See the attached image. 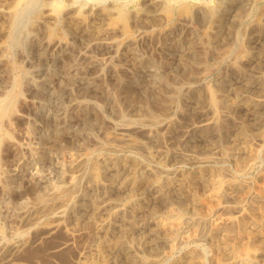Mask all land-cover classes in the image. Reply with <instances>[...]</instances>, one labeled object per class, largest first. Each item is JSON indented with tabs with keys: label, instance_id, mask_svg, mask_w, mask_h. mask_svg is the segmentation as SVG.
<instances>
[{
	"label": "rangeland",
	"instance_id": "374dc122",
	"mask_svg": "<svg viewBox=\"0 0 264 264\" xmlns=\"http://www.w3.org/2000/svg\"><path fill=\"white\" fill-rule=\"evenodd\" d=\"M8 1L10 0H0V7H3L7 13L10 10L9 7L11 4ZM45 1L46 0H25L18 14L15 15L16 19L13 20L9 14L0 13V241H2L0 244L4 245L13 241L17 235H20L19 237L23 236L22 238L24 239L27 236V243L29 244L31 242V245H27L26 248L30 253L25 249L15 255H7L4 256V258L0 256V264H13V262L14 264H67V262L68 264H75V262L79 260L78 257L80 252L85 253V251L94 247L95 241L93 234L95 232V225L104 219L102 216L109 218V220L113 222V219L110 216V210L113 211V209L119 207L122 201L120 196L124 195L122 194L124 191L120 190L117 184L112 183L109 180L108 175L112 173L111 168H108L106 172H104L105 174L103 173L102 178H105V180L100 178V185H94L87 179V166H75L78 169L77 170L75 167H71L70 169L67 165L74 160V157L76 158L79 156L80 152L83 150L82 148H85L86 150L92 149L95 148L98 143L105 142L108 137V135L106 137L105 134H110V131L113 133L121 132V128H123L124 131L126 128L130 129L131 127L138 126L139 122L142 127L148 129V131H142L144 129L143 128L142 130L132 132L136 137L139 135V140L142 139V142L147 147L141 150L136 148H118L120 151L118 149L115 150L116 152L118 151L117 154H119V156L125 159V164L122 166L123 168L120 167L118 171L119 178H127L130 171H132V166L130 165L131 162H136L138 163V167H141L144 170H150L152 173L157 174L160 179L171 177L174 181L175 179L177 180L183 173H187L188 171L190 172L195 169L200 160L201 162L207 161V157H209L208 160H211L210 165H219L223 163L226 168H229V171H233L235 169V160L243 156L242 150L244 148L245 141H243L244 138L236 132V126L242 124V121L245 125H247L249 132L255 136H251L250 138L252 139L249 141L251 146L253 144V147L255 146V148H260V144L262 143L261 137H263L262 135L264 134V131H262L264 130V105L258 106V112L260 115L254 114L250 109L244 107L246 103H244L245 105L241 104V106L239 104L234 108H226V104L230 99H232V97L236 98L243 96V98L247 99L250 97L251 100L253 98V100L257 101L264 100V75L261 76L264 73V48H262L264 46V19H261V15H259L264 8V0H252L248 2L243 8V13L240 15H243L241 18L240 16L238 18L236 16L237 9L242 6L241 0H165L168 5L167 12L170 19H161L157 22H150L151 26H148L146 22L144 23L142 21V23L136 21L133 22V20L129 18L131 14L134 13L133 11H146L148 14L158 13L157 9L149 6L151 0H102L103 2H101V0H95V2L94 0H61L63 2L60 0ZM122 1L124 3H122ZM54 3L57 4L56 11L54 13H50V5ZM108 4L109 6H107ZM181 4L182 6H180ZM215 4H222L223 6L224 28L222 27L221 29L223 34L220 33V38H218L217 43L214 44V49L210 48L211 46H208L207 42H205L206 40H204V35L208 28V11L205 9H210L209 7L211 6L215 7ZM131 5L134 8H132ZM101 7L106 10L121 9V11L125 12V14L129 15L128 29H132L129 30V36H123L122 34H107L102 32L94 34L92 37L87 36L83 30L69 27L66 20V14L74 8L86 12L87 15H92L95 10L97 11ZM185 7L188 9L187 11H184ZM258 8H261V11H258ZM3 9L0 8V11ZM45 9L48 10V12ZM169 9L172 12H169ZM88 10H90V12ZM170 13L172 16L169 15ZM47 17H49L50 20ZM44 19L46 22H44ZM163 20H166V23H163ZM35 22L37 23L35 24ZM59 22H62V24ZM231 24H233L234 28L229 30L227 27L231 26ZM5 25L11 26L6 27ZM57 29L58 31H56ZM128 40L131 41L128 42ZM98 42L99 44H97ZM225 46L229 52L221 58L222 60H218L216 58L217 56L215 57L216 54L214 52L217 51L219 47V50L226 49ZM242 49L245 50L244 55L240 52ZM207 55H209V58H206ZM133 57H135L138 61L141 59L140 66L138 68H135L132 64L131 59ZM234 57L238 59H235ZM240 57L243 58L241 59ZM253 60L255 61L253 62ZM235 63L236 66H234ZM227 65H229V67L231 65L233 68H229ZM242 66H245V68H248L252 72ZM234 68L237 69V72H235L236 70H234ZM246 71L247 73L249 72L248 75L247 73L245 74ZM253 71H257V75L255 72L253 73ZM240 72L243 73V75ZM117 78L121 80L117 81ZM124 83L129 85L133 94H138L137 96L142 97L146 101V104L149 107L148 109L152 110L149 111V113L153 112V116L156 117L158 124L156 123L151 125L150 123H147L148 114L142 112V115L140 110L138 111L136 107L129 105L125 101V98H123ZM115 84L120 87H116ZM102 87L104 88V91ZM116 88L117 91L115 92ZM203 88L207 89H205L206 93H204L205 91ZM240 88L242 89L240 90ZM195 90L198 91V99L194 96ZM210 91H213L215 94L218 93L219 96H225L229 99L228 101L225 100V103H222L224 104V107L221 105L222 108L220 107L219 111L216 110L211 103L210 97H208L210 96ZM105 93L110 95L106 96ZM205 94H207V96H205ZM232 94L234 96H232ZM173 96H177L178 103L173 110L167 111L165 108V101L169 102ZM79 102L80 104H85L87 106L84 114L77 110ZM123 104L126 105L124 106ZM116 108L118 111L120 110V112L115 110ZM220 111H222V115L218 114ZM245 113L246 116L241 115ZM225 115L227 116L225 117ZM143 119L146 124L142 123L143 121L141 120ZM87 120L88 122H86ZM137 120H139V122ZM229 120L231 121L229 122ZM61 121L64 122L62 123ZM9 123L10 125L8 126ZM194 124L199 125L198 129L194 128ZM205 124H209L208 128ZM115 127L119 130H116ZM150 127L154 128L150 130ZM190 127L193 128V130H190ZM258 133L262 135L260 136ZM7 134L8 136H6ZM220 136H223V138H220ZM181 139L184 143L180 141ZM5 140L6 142H4ZM217 142H219V144ZM225 148L227 150L231 148V157L226 158L228 160L225 159L224 162H222L220 158L222 151L226 150ZM86 150L83 151L85 152ZM151 150L154 152H151ZM260 151L259 156L255 159V162L253 161L250 168L245 171V173L239 174L241 179H245L246 176H250V179L246 177L245 180L253 181L257 177V175L254 176V174H258L260 171L259 168H264V149L262 148ZM156 153H159V157ZM240 153L242 155H240ZM151 158L153 161H151ZM160 159L163 161L162 164ZM194 159L198 162L195 163L196 161ZM191 162L194 165H192ZM149 164H151L153 168ZM159 164L163 165V168L161 167L162 169L158 168ZM70 171H74L72 174H77V176L81 174L79 175L81 178L78 186L70 189L69 191V193L73 191L70 193L71 200L63 213V224L65 228L73 234L74 238L73 241H71L70 246L65 249L66 251L64 250L65 252L59 253L56 251L52 253V251L57 249V246L65 240V230L56 231L54 235L52 234L51 237L49 236L48 238L42 234L40 224H35L34 226L29 227L28 225L26 226L25 224H22L20 219L25 208L33 205V199L36 195H50L56 190L65 189V187L68 186V177L72 175L70 174ZM244 175L245 177H243ZM112 188L114 190H112ZM102 189H107L106 197L103 196V194L101 195ZM138 189L135 190V198L140 204V207L134 214L136 228L133 229L134 231L132 230L133 234H131L132 239H135L131 242L132 250H135L133 252H135L136 255H145L149 258H152L153 256V258L160 257L163 258V264H171L173 261L182 258L187 251L193 250L195 254L199 255L203 259V264H212L210 259V243L200 234V230L203 226L199 222H196L197 213L191 207L187 198L179 200V198L173 196L171 199L173 202L171 203L175 206V208L178 207L177 209L183 210L181 211L183 212L182 214L184 219H186L182 228V233L187 235L193 230H200L196 237L190 238L191 240L189 239L187 242L180 244L177 246L175 251L170 254L168 246L166 245L162 235L152 231L151 224H153V220L149 214V211L152 209H155L154 211L160 213L162 209H164L165 204L159 199L156 201L157 196L153 187L140 186ZM198 189L200 190L201 188H197V191L200 192ZM241 191L242 189L238 192ZM93 193H95V195ZM96 194L102 200L97 197ZM90 198L96 202L95 205H99V210L95 208L93 209L94 203L91 202L92 200L90 201ZM98 199H100L99 203ZM116 199L119 200L117 201ZM76 202L79 203L76 204ZM107 202H109V204H107ZM159 202H162V207L159 206ZM105 203L107 204L106 206L104 205ZM178 203L179 205H177ZM90 206L92 207L90 208ZM180 206L181 208H179ZM93 210H97V212L94 213ZM80 212L85 218H82ZM74 213L78 214L79 218L76 219ZM95 214L98 216L96 217ZM105 214L107 216H105ZM75 222L78 223L77 226ZM67 225L71 228H68ZM83 227L85 228L83 229ZM186 227L188 228L186 229ZM75 229L77 230L75 231ZM16 231L17 234L15 233ZM74 234L77 235V237ZM199 236H202V238ZM36 237L38 239H36ZM38 242H41V244ZM29 246L30 248L34 247L28 249ZM138 249L141 251H138ZM23 251H26L27 253ZM147 251L150 253L148 254ZM38 252L40 253L38 254ZM46 252H51L49 253L51 256ZM111 253L112 252H109V250H106L104 253L105 256L107 255L106 258L109 264L112 262V264H128L127 258L124 254H116L113 252L111 255ZM29 254L31 255L29 256ZM53 254L56 257L53 256ZM60 258H63L62 260L65 261L63 262ZM96 258L97 256L94 260L97 261ZM260 259H264V253L260 256ZM117 260L119 261L117 262ZM69 261L72 262L69 263Z\"/></svg>",
	"mask_w": 264,
	"mask_h": 264
},
{
	"label": "bare ground",
	"instance_id": "6f19581e",
	"mask_svg": "<svg viewBox=\"0 0 264 264\" xmlns=\"http://www.w3.org/2000/svg\"><path fill=\"white\" fill-rule=\"evenodd\" d=\"M61 1V0H60ZM76 1V0H75ZM91 1V0H89ZM93 1V0H92ZM106 1V0H105ZM126 1V0H125ZM150 1V0H149ZM226 1V0H225ZM230 1V0H229ZM252 0H241V5L237 11H236V16L237 18L243 13V8L244 6L250 2ZM10 2V10L8 11V13L6 12L5 9L0 11V13H7L9 14V16H11L12 20L16 19L15 15L18 14L19 10L21 9L22 4L25 2V0H10L8 1ZM47 2V0L45 1ZM63 2V1H61ZM79 2V1H78ZM87 2V1H85ZM95 2V0H94ZM97 2V1H96ZM99 2V1H98ZM101 2H103L101 0ZM109 2V1H108ZM112 2V1H111ZM132 2V1H131ZM173 2V1H172ZM220 2V1H218ZM50 3V2H49ZM82 3V2H81ZM114 3V2H112ZM122 3H124L122 1ZM227 3V2H226ZM253 3V2H251ZM264 3V2H263ZM70 4V2H69ZM92 4V3H91ZM149 4V3H148ZM170 4V3H169ZM174 4V2H173ZM218 4V3H216ZM215 7H209L210 9H205L208 11L207 13V22H208V28L205 32V42H207L208 46H211L210 48H214L215 46L214 44L217 43L218 38H220V33L223 34L221 32V29L223 27V6L222 4L220 5H216ZM224 4V3H223ZM81 5V4H80ZM83 5V4H82ZM106 5V4H105ZM111 5V4H110ZM115 5V4H113ZM184 5V3H183ZM263 5V4H260ZM50 13H54L56 11V7L57 4L54 3L52 5H50ZM101 6V5H100ZM109 6V4L107 5ZM116 6V5H115ZM130 6V5H129ZM143 6V5H142ZM141 6V7H142ZM152 8L157 9L158 13L156 14H148L145 12H135L131 14V16L129 18H131L136 22H146V24H148V26L150 25V22H157L158 20L161 19H168V5L165 2V0L163 1H157V0H151L150 5ZM172 6V5H171ZM182 6V4L180 5ZM249 6V4H248ZM252 6V5H250ZM5 7V6H4ZM49 7V6H48ZM73 7V6H72ZM92 7V6H91ZM112 7V6H110ZM124 7V6H123ZM128 7V6H127ZM126 7V8H127ZM132 7V5H131ZM189 7V6H188ZM191 7V6H190ZM263 7V6H262ZM83 8V7H82ZM87 8V7H86ZM115 8V7H113ZM134 8V7H132ZM140 8V7H139ZM138 8V9H139ZM247 8V7H246ZM128 9V8H127ZM146 9V8H145ZM171 9V8H170ZM169 9V12H172ZM191 9V8H190ZM46 10V9H45ZM132 10V9H131ZM156 10V11H157ZM187 7L184 8V11H187ZM261 11V8H258V11ZM48 12V10H46ZM70 11V10H69ZM86 11V10H84ZM90 12V10H88ZM45 12V11H44ZM68 12V10H67ZM130 12V11H129ZM191 12V11H190ZM66 13V12H65ZM128 13V11H127ZM38 14V13H36ZM45 14V13H44ZM49 14V13H48ZM245 14V13H244ZM170 16L171 13L169 14ZM190 15V14H189ZM261 19H264V8L261 11ZM128 16L127 14H125V12L121 11V9H114V10H106L104 8H100L99 10H95V12H93L92 15H87L86 12L80 11L77 8L71 10L70 12H68L66 14V20L67 23L69 25V27L73 28V29H80L83 30L84 33L87 36H92L94 34H98V33H109V34H122L123 36H129V30L128 29ZM243 16V15H242ZM240 16V18L242 17ZM178 17V16H177ZM181 17V16H180ZM42 18V17H41ZM49 19V17H47ZM54 18V17H53ZM57 18V17H56ZM174 18V16H173ZM257 18V17H256ZM37 19V17H36ZM52 19V17H51ZM170 19V18H169ZM179 19V18H178ZM5 21H7L6 19H4ZM11 20V21H12ZM40 20V19H38ZM42 20V19H41ZM45 20V19H44ZM43 20V21H44ZM50 20V19H49ZM65 20V21H66ZM9 21V22H11ZM35 21V20H34ZM48 21V20H47ZM166 21V20H165ZM163 20V23L165 22ZM172 21V20H171ZM174 21V20H173ZM228 21V20H226ZM256 21V20H255ZM254 21V23H255ZM260 21V20H259ZM263 21V20H262ZM38 22V21H37ZM35 22V24L37 23ZM46 22V20L44 21ZM132 22V23H133ZM141 22V23H142ZM149 22V23H147ZM257 22V21H256ZM13 23V22H12ZM43 23V22H42ZM62 24V22H59ZM130 23V22H129ZM166 23V22H165ZM171 23V22H170ZM253 23V24H254ZM258 23V22H257ZM7 24V23H6ZM39 24V23H38ZM226 24V23H225ZM240 24V23H239ZM262 24V23H261ZM259 24V25H261ZM264 24V22H263ZM65 25V24H63ZM142 25V24H141ZM167 25V24H166ZM258 25V24H256ZM255 25V26H256ZM6 26V25H5ZM11 26V25H10ZM10 26H6V27H10ZM66 26V25H65ZM151 26V25H150ZM239 26V25H238ZM48 27V25H47ZM46 27V28H47ZM58 27V26H57ZM55 27V28H57ZM227 27V26H226ZM225 27V28H226ZM237 27V26H236ZM241 27H245V26H241ZM262 27V26H261ZM224 28V27H223ZM229 30L233 29L234 26L233 24H231V26L227 27ZM238 28V27H237ZM257 28V26H256ZM259 28V27H258ZM263 28V27H262ZM51 29V28H49ZM54 29V28H53ZM64 29V28H63ZM68 29V28H67ZM72 29V30H73ZM244 29V28H243ZM242 29V30H243ZM264 29V28H263ZM132 30V29H131ZM240 30V29H238ZM50 31V30H49ZM48 31V33H49ZM55 31V30H54ZM58 31V29L56 30ZM244 31V30H243ZM62 32V31H61ZM74 32V31H73ZM242 32V31H241ZM239 32V33H241ZM246 32V31H245ZM263 32V31H262ZM5 33V32H4ZM58 33V32H57ZM60 33V32H59ZM79 33V32H78ZM78 33H74V34H78ZM238 33V32H237ZM2 34V33H1ZM83 34V33H82ZM49 35V34H48ZM61 35V34H60ZM59 35V36H60ZM100 35V34H99ZM45 36V35H44ZM55 36V35H53ZM51 36V37H53ZM83 36V35H82ZM98 36V35H97ZM103 36V34H102ZM116 36V35H115ZM119 36V35H117ZM253 36V35H252ZM50 37V36H49ZM84 37V36H83ZM160 37V36H159ZM4 38V37H3ZM65 38V37H64ZM89 38V37H88ZM105 38V37H104ZM125 38V37H124ZM131 38V37H130ZM135 38V37H134ZM161 38V37H160ZM261 38V37H260ZM6 39V37H5ZM92 39V38H91ZM90 39V40H91ZM96 39V37H95ZM99 39V38H98ZM106 39H111V38H106ZM85 40V39H84ZM102 40V39H101ZM117 40V39H116ZM125 40V39H123ZM135 40V39H134ZM230 40V38H229ZM228 40V41H229ZM4 41V40H3ZM2 41V42H3ZM64 41V39H63ZM119 41V40H117ZM127 41V40H126ZM125 41V42H126ZM131 40H128V42ZM39 42V40H38ZM56 42V41H55ZM65 42V41H64ZM104 42V41H103ZM114 42V41H113ZM116 42V41H115ZM54 43V41H53ZM95 43V42H94ZM102 43V42H101ZM42 44V43H41ZM44 44V43H43ZM48 44V43H47ZM51 44V43H50ZM59 44V43H58ZM96 44V43H95ZM99 44V42L97 43ZM221 44V43H220ZM219 44V45H220ZM225 44V43H224ZM229 44V43H228ZM46 45V44H45ZM55 45V44H54ZM112 45V43H111ZM1 46V44H0ZM65 46V45H64ZM114 46V45H113ZM134 46V45H133ZM214 46V47H213ZM224 46V45H223ZM228 46V45H227ZM230 46V44H229ZM263 46V45H262ZM44 47V46H43ZM206 47V46H205ZM226 47V46H225ZM5 48V47H4ZM65 48V47H63ZM126 48V47H125ZM124 48V50H125ZM208 48V47H207ZM217 48V46H216ZM220 48V47H219ZM215 51L214 53L216 54L215 57L220 60L221 58H223L229 51H227V47L226 49H221V50ZM224 48V47H222ZM230 48V47H229ZM241 48V46H240ZM239 48V49H240ZM244 48V47H243ZM264 48V46L262 47ZM4 50V49H3ZM127 50V49H126ZM209 50V49H208ZM212 50V49H211ZM249 51V50H248ZM125 52V51H124ZM241 54L244 55L245 54V50L242 49ZM211 53V51H210ZM239 53V52H238ZM209 54V52H208ZM213 54V52H212ZM39 55V54H38ZM135 55V54H134ZM211 55V54H210ZM249 55V53H248ZM252 55V53H251ZM129 56V55H128ZM127 56V57H128ZM209 55H207L206 58ZM237 56V55H236ZM253 56V55H252ZM247 57V56H246ZM212 58V57H211ZM235 58V57H234ZM241 58V57H240ZM243 58V57H242ZM241 58V59H242ZM254 58V56H253ZM217 59H216V64H217ZM238 59V58H235ZM132 64L135 68H138L140 66V60H136L135 57H133L132 59ZM143 60V59H142ZM215 60V59H213ZM222 60V59H221ZM247 60V58H246ZM129 61V60H128ZM204 61V60H203ZM235 61V60H234ZM240 61V60H239ZM244 61V60H243ZM255 60H253L254 62ZM149 62V61H147ZM209 62V61H208ZM233 62V60H232ZM236 62V61H235ZM247 62V61H246ZM252 62V63H253ZM213 63V62H210ZM221 63V61H220ZM230 63V62H229ZM251 63V64H252ZM202 65V64H201ZM204 65V64H203ZM233 65V64H232ZM241 65V64H240ZM229 67V65H227ZM236 66V63L235 65ZM13 67V66H12ZM11 67V68H12ZM230 67L233 68V66L230 65ZM229 67V68H230ZM243 68H245V66H242ZM262 67V66H261ZM239 68V67H237ZM256 68V67H255ZM240 69V68H239ZM238 69V70H239ZM247 70H249L248 68H245ZM252 69V68H251ZM13 70V68H12ZM190 70V69H189ZM234 70H236L235 72H237V69L234 68ZM233 71V69H232ZM243 71V69H242ZM241 71V72H242ZM251 71V70H249ZM240 72V73H241ZM252 72V71H251ZM255 71H253L254 73ZM257 72V71H256ZM255 72V74H256ZM247 73V71L245 72V74ZM249 73V72H248ZM247 73V75H248ZM243 75V73H241ZM259 74V73H258ZM257 75V74H256ZM261 75V74H260ZM264 73L261 75L263 76ZM229 77V76H228ZM232 77V76H231ZM251 77V75H250ZM113 78V77H112ZM227 78V76H226ZM233 78V77H232ZM70 79V78H69ZM264 79V78H263ZM73 80V79H71ZM116 80V79H115ZM121 79L117 78V81H120ZM223 80V79H222ZM226 80V79H225ZM122 82V81H121ZM69 83V82H68ZM116 83V82H115ZM120 84V83H119ZM112 85V84H111ZM205 85V84H204ZM242 85V84H241ZM249 85V84H248ZM89 86V85H88ZM97 86V85H96ZM110 86V85H109ZM115 86H119L116 85ZM121 86V84H120ZM119 86V87H120ZM206 86V85H205ZM245 86V85H243ZM260 86V85H259ZM92 87V86H91ZM90 87V90H91ZM113 87V86H112ZM111 87V88H112ZM203 87V86H202ZM219 87V86H218ZM248 87V86H247ZM103 88V87H102ZM191 88V87H190ZM238 88V87H237ZM120 89V88H119ZM204 89V88H203ZM206 89V88H205ZM204 89V91H205ZM215 89V88H214ZM219 89V88H217ZM242 88H240L241 90ZM244 89V88H243ZM202 90V89H201ZM207 90V89H206ZM213 90V89H212ZM216 90V89H215ZM214 90V91H215ZM222 90V89H221ZM88 91V90H87ZM104 91V88H103ZM108 91V90H107ZM117 91V88L115 90V92ZM189 91V90H188ZM187 91V92H188ZM233 91V90H232ZM245 91V90H244ZM92 92V90H91ZM224 92V91H223ZM226 92V91H225ZM236 92V91H235ZM238 92V91H237ZM122 93V92H121ZM206 93V91L204 92ZM98 94V93H97ZM100 94V93H99ZM106 96L108 95L107 93H105ZM118 94V93H116ZM183 94V93H182ZM188 94V93H187ZM186 94V95H187ZM217 94V95H216ZM214 93L213 91H210V99H211V103L213 104V106L216 108V110L219 111V108L221 107V105L223 102L225 103V100H229L227 97H223V96H219L218 93ZM231 94V93H230ZM110 95V94H109ZM108 95V96H109ZM123 95L125 98V101L129 104L132 105L134 107H136L138 109V111H141V114L143 115L142 112H144L145 114H148V119H147V123H150L151 125H154L157 123V119L155 116H153V112L149 113V110L146 101L140 97L137 96L135 94H133L129 88V85L127 83L123 84ZM179 95V94H178ZM181 95V94H180ZM209 95V94H208ZM224 95V94H223ZM239 95V94H238ZM245 95V93H244ZM114 96V95H113ZM194 96L198 99L199 98V94L198 91L195 90ZM205 96H207V94H205ZM219 96V97H217ZM232 96H234L232 94ZM237 96V95H236ZM105 97V96H104ZM107 98V97H105ZM167 98V97H166ZM182 98V97H181ZM12 99V98H11ZM160 99V98H159ZM158 99V100H159ZM254 99V98H253ZM251 100L250 97L249 99L247 98H243V96L241 97H232V99H230L228 101V103L226 104V108H234L235 106L239 105L241 106V104L246 103V105L244 107L248 108L251 110L252 113L254 114H259L258 112V106L260 105H264V100L262 101H257V100ZM102 100V99H101ZM162 100V99H160ZM159 100V101H160ZM165 100V99H164ZM167 100V99H166ZM13 101V100H12ZM115 101V98H114ZM118 101V100H117ZM163 101V100H162ZM178 98L177 96H173L169 102L165 101V108L167 111L173 110L176 105ZM207 101V100H206ZM120 102V101H119ZM209 102V101H207ZM10 103V102H9ZM8 103V104H9ZM160 103V102H159ZM181 103V102H180ZM200 103V102H199ZM2 104V103H1ZM193 104V103H192ZM197 104V103H196ZM12 105V103H11ZM124 105V104H123ZM122 105V106H123ZM126 105V104H125ZM124 105V106H125ZM194 105V104H193ZM10 106V105H9ZM14 106V105H13ZM116 106V103H115ZM123 106V107H124ZM128 106V105H127ZM126 106V107H127ZM163 106V105H162ZM181 106V105H180ZM210 106V105H209ZM212 106V107H213ZM75 107V106H74ZM118 107V106H117ZM264 107V106H263ZM119 108V107H118ZM164 108V110H165ZM210 108V107H209ZM222 108V107H221ZM225 108V109H226ZM245 108V109H246ZM3 109V108H2ZM87 106L85 104H80L77 105V110L80 113H83L86 111ZM151 109V108H150ZM177 109V108H176ZM5 110V109H4ZM117 110V108L115 109ZM114 110V111H115ZM125 110V109H123ZM211 110V108H210ZM118 111V110H117ZM224 111V110H223ZM120 112V110L118 111ZM222 111L218 112V114H221ZM226 112V111H225ZM232 112V111H230ZM243 112V111H242ZM247 112V111H246ZM67 113V112H66ZM116 113V112H115ZM212 113V112H211ZM241 113V112H240ZM263 113V112H262ZM5 114V113H4ZM3 114V115H4ZM13 114V113H12ZM65 114V113H64ZM79 114V113H78ZM118 114V113H116ZM120 114V113H119ZM152 114V115H151ZM250 114V113H248ZM11 115V114H10ZM216 115V114H215ZM219 115V116H220ZM228 115V114H227ZM225 115V117L227 116ZM241 115H245V114H241ZM260 115V114H259ZM5 116V115H4ZM68 116V115H67ZM119 116V115H118ZM147 116V115H145ZM229 116V115H228ZM258 116V115H257ZM63 117V116H62ZM221 117V116H220ZM224 117V119H225ZM231 117V116H230ZM235 117V114H234ZM249 117V116H248ZM252 117V116H250ZM143 118V117H141ZM210 118V117H209ZM223 118V116H222ZM221 118V119H222ZM240 118V117H239ZM11 119V118H10ZM63 119V118H62ZM61 119V120H62ZM206 119V117H205ZM204 119V120H205ZM220 119V121H221ZM227 119V118H226ZM229 119V117H228ZM233 119V118H232ZM250 119V118H249ZM253 119V118H252ZM264 119V118H263ZM68 120V119H67ZM81 120V119H80ZM85 120V119H84ZM243 120V119H242ZM247 120V119H246ZM7 121V120H6ZM139 122V120H137ZM143 121L142 123H144V119L141 120ZM146 121V120H145ZM210 121V120H209ZM216 121V120H215ZM214 121V122H215ZM225 121V120H224ZM227 121V120H226ZM231 120H229L230 122ZM57 122V121H56ZM62 122V121H61ZM64 122V121H63ZM62 122V123H63ZM88 122V120L86 121ZM212 122V123H214ZM234 122V121H233ZM160 123V122H159ZM207 123V122H206ZM211 123V124H212ZM223 123V122H222ZM103 124V123H102ZM146 124V123H144ZM158 124V123H157ZM193 124V123H192ZM217 124V123H216ZM233 124V123H232ZM10 125V123L8 124V126ZM90 125V124H89ZM135 125V124H134ZM195 125V124H194ZM209 125V124H208ZM208 125L205 124V126ZM214 125V124H213ZM220 125V123H219ZM198 124L194 126L195 129H198ZM201 126V125H200ZM204 126V125H203ZM217 126V125H216ZM215 126V127H216ZM12 127V125H11ZM88 127V126H87ZM126 127V126H125ZM192 127V126H191ZM190 127V130L193 128ZM202 127V126H201ZM220 127V126H219ZM225 127L227 128V126L225 125ZM116 128V127H115ZM120 128V127H119ZM130 128V127H129ZM144 127H142L140 125V122L138 123V126L135 127H131L130 129L126 128L123 131L120 129L121 132H115L113 133L112 131L108 132L110 134H105L107 139L105 142H101L98 143L97 146L95 148L92 149H85L82 148L83 150H86L85 152L82 150L81 153L79 154V156H77L76 158L74 157V160H72L69 163V168L71 169V167H75L78 165H85L88 167V171L86 172V176L87 179L89 180V182H91L94 185L99 184V180L100 178H102V175L104 172H106V170L108 168H111L112 173L109 176V180L112 183L117 184L118 188L120 190H123L124 195L120 196L121 198V203L119 205L118 208L110 210V216L113 219L111 222L109 220V218H105L102 216V218H104L103 220H101L100 222H98L94 229L95 232L93 234V238H94V247L91 248L88 251L84 252H80L79 254V260L75 262V264H109L108 260L105 256V251L109 250V252L111 251L112 253H120V254H124L127 258V262L128 264H163V258L157 257V258H149L147 256H140V255H136L135 250H132V246H131V242L132 240H135L134 238L132 239V230L134 228H136V222L134 219V214L137 211V209L140 207V204L138 203L137 199L135 198V190L138 189L140 186H151L154 188L155 192H156V201L157 199H159L160 201H162L165 205H164V209H162V211L160 213H157V211H154L155 209H152L151 211H149V214L152 217L153 220V224L152 225V231L154 233L157 234H161L162 237L165 240L166 245L168 246V251L170 254H172V252L175 251V249L177 248V246H179L180 244H183L185 242H187L190 238H194L197 236L199 230H193L191 233L189 234H183L182 233V228L183 225L185 224V220L183 217V210L182 209H177L175 208V206L172 205V197L175 196L176 198H179V200H184L187 198V200L189 201V203L191 204V207L196 211L197 213V217H196V222H199L203 228L200 230V234L202 236H204L206 238V240L209 241L210 243V248H211V262L212 264H264V259H260V256L264 253V168L260 169L259 168V172L258 174H254L257 175V177L255 178V180L253 181H249V180H245L246 177L245 175L243 177H245V179H241L239 174L240 173H245V171H247L250 166L253 164V161L255 162V159L259 156L260 154V150L263 148L264 149V134L262 135V143L260 144V148H255V146L253 147L250 145V142L252 139L251 136L252 135L248 128L247 125H245L242 121V124L237 125L236 126V132L241 135L245 141L244 144V148H243V156H241L240 158H238L237 160H235V169L233 171H229V168L225 167L223 163L219 164V165H210V161L208 160L209 157H207V161H203L199 162V164H197V167L195 169H193L192 171H188L187 173H183L177 180L172 179L171 177H166L164 179H160L159 176L157 174L152 173L150 170H144L141 167H138L136 162H131V166H132V171H130L129 176L127 178H119L118 175V171L119 168L122 167L125 164V159H123L121 156H119L118 151L116 152L115 150H117L118 148H136V149H143L145 147H147L141 140H139V135L136 137L134 136L135 134L132 133L136 130H142ZM154 128V127H153ZM150 127V130L153 129ZM156 128V127H155ZM158 128V127H157ZM217 128V127H216ZM222 128V127H221ZM219 128V129H221ZM116 130H119L118 128H116ZM148 131V129L144 128L142 131ZM189 130V129H188ZM200 130V129H199ZM10 131V130H9ZM107 131V130H106ZM195 131V130H194ZM253 131V130H252ZM264 131V130H262ZM8 132V131H7ZM183 132V131H182ZM190 132V131H189ZM188 132V133H189ZM222 132V131H219ZM261 132V131H260ZM107 133V132H106ZM151 133V132H150ZM184 133V132H183ZM255 133V132H254ZM264 133V132H263ZM2 134V133H1ZM134 134V135H133ZM190 134V133H189ZM188 134V135H189ZM204 134V133H203ZM218 134V133H216ZM259 134V133H258ZM160 135V134H159ZM205 135V134H204ZM221 135V134H220ZM224 135V134H223ZM260 135V134H259ZM260 135V136H261ZM8 136V134L6 135ZM185 136V135H184ZM257 136V134H256ZM11 137V134H10ZM187 137V136H186ZM255 137V136H254ZM258 137V136H257ZM220 138H223V136H220ZM253 138V137H252ZM7 139V138H6ZM184 140V139H183ZM222 140V139H221ZM181 142L182 139L180 140ZM6 142V140L4 141ZM12 142V141H11ZM87 143V142H86ZM85 143V144H86ZM184 143V142H183ZM219 144V142H217ZM221 143V142H220ZM252 143V142H251ZM84 144V143H83ZM88 144V143H87ZM86 144V146H87ZM96 144V143H95ZM3 145V144H2ZM6 145V144H5ZM181 145V144H180ZM12 146V145H11ZM160 146V145H159ZM175 146V145H174ZM217 146V144H216ZM88 147V146H87ZM9 148V147H8ZM90 148V147H89ZM166 148V147H165ZM171 148V147H169ZM220 148V147H219ZM224 148V145H223ZM233 148V147H232ZM15 149V148H13ZM150 149V148H149ZM226 149V148H225ZM47 150V149H46ZM65 150V149H62ZM120 151V149H118ZM161 150V149H159ZM170 150V149H169ZM173 150V149H172ZM176 150V148H175ZM148 151V150H147ZM153 150H151L152 152ZM158 151V150H156ZM216 151V150H215ZM149 152V151H148ZM154 152V151H153ZM159 152V151H158ZM162 152V151H161ZM171 152V151H169ZM176 152V151H174ZM213 152V151H211ZM221 152V151H220ZM242 153V152H241ZM240 153V155H242ZM263 153V151H262ZM261 153V154H262ZM77 154V155H78ZM149 154V153H148ZM154 154V153H153ZM157 156L159 157V153ZM165 154V153H163ZM172 154V153H171ZM214 154V153H213ZM231 154V148L230 149H226L225 151H222L221 154V160L222 162H224V160L230 156ZM264 155V154H263ZM125 156V155H124ZM149 156V155H147ZM164 156V155H163ZM220 156V155H219ZM162 157V156H161ZM150 158V157H149ZM163 158V157H162ZM161 158V159H162ZM206 158V157H205ZM233 158V157H232ZM160 159V161H161ZM164 159V158H163ZM218 159V158H217ZM235 159V158H234ZM196 161V159H194ZM228 160V159H226ZM149 161V160H148ZM151 161L152 158H151ZM167 161V160H166ZM193 161V160H192ZM219 161V159H218ZM158 162V161H157ZM165 162V160H164ZM198 161H196L195 163H197ZM208 162V163H207ZM61 163V162H60ZM145 163V161H144ZM163 163V161H161V164ZM159 164L158 168L162 169L163 165ZM192 165H194L191 162ZM148 165V164H147ZM151 166V164H149ZM232 165V166H234ZM84 166V167H85ZM152 167V166H151ZM162 167V168H161ZM192 167V166H191ZM253 167V166H252ZM68 168V169H69ZM76 168V167H75ZM123 168V167H122ZM153 168V167H152ZM165 168V167H164ZM69 169V170H70ZM77 169V168H76ZM75 169V171H76ZM81 169V168H80ZM157 169V168H156ZM179 169V168H178ZM68 170V172H69ZM73 170V169H72ZM78 170V169H77ZM168 170V169H167ZM171 170V169H170ZM174 170V169H173ZM189 170V169H188ZM257 170V169H256ZM84 171V170H83ZM82 171V172H83ZM128 171V169H127ZM253 171V170H252ZM72 174V172L74 171H70ZM126 172V171H125ZM129 172V171H128ZM157 172V171H156ZM158 172H162V171H158ZM257 173V172H256ZM69 174V175H70ZM105 174V173H104ZM170 174V173H169ZM174 174V173H173ZM4 175V174H3ZM68 175V174H67ZM66 175V176H67ZM81 175V174H79ZM77 176L72 174L68 177V186L65 187V189H61V190H56L54 192H52L50 195H34V203L33 205H30V207H26L22 217H21V223L25 224L26 226L28 225L29 227L34 226L35 224H40L41 229H42V234L45 237L49 236L51 237V235L56 232V231H61V230H65L66 235L64 237L65 240L63 242H61L58 246L57 249L53 250V252H65L70 244L71 241H73V234L68 231L64 224H63V213L66 209V207L68 206V203L70 202V193L73 192L70 191V189L75 188L78 186L79 180H80V176ZM123 176V174H122ZM4 177V176H3ZM83 177V176H82ZM6 178V177H5ZM247 178L250 179V176H248ZM103 180H105V178H102ZM121 179V180H119ZM107 180V179H106ZM4 181V180H3ZM4 183V182H3ZM103 184V183H102ZM1 185V184H0ZM88 185V184H87ZM86 185V187H87ZM100 185V184H99ZM3 186V185H2ZM55 186V185H54ZM108 186V185H107ZM5 187V186H4ZM56 187V186H55ZM61 187V186H59ZM100 187V186H99ZM200 187L201 189L199 190L200 192L197 191V188ZM2 188V187H1ZM57 188V187H56ZM91 188V187H90ZM102 188V187H101ZM100 188V189H101ZM53 189V188H52ZM83 189V188H82ZM89 189V188H88ZM242 189L241 192H238ZM95 190V189H94ZM112 190H114L112 188ZM140 190V189H138ZM147 190V189H146ZM78 191V190H76ZM93 191V190H92ZM98 191V190H97ZM106 191L107 189H102V193L103 196L106 197ZM108 191H109V187H108ZM122 191V192H123ZM75 192V191H74ZM99 192V191H98ZM138 192V191H137ZM47 193V192H46ZM83 193V192H82ZM87 193V191H86ZM90 193V192H89ZM116 193V192H115ZM118 193V192H117ZM95 195V193H93ZM139 194V193H138ZM143 194V193H142ZM119 195V194H118ZM86 196V195H85ZM97 197H99L96 194ZM109 196V195H108ZM114 196V194H113ZM155 196V195H154ZM75 197V196H74ZM87 197V196H86ZM93 197V196H92ZM103 197V198H105ZM100 198V197H99ZM114 198H118V197H114ZM96 199V198H95ZM101 199V198H100ZM98 199V203L100 202ZM109 199V198H108ZM111 199V198H110ZM85 200V199H84ZM92 200V198H90V201ZM102 200V199H101ZM106 200V199H105ZM113 200V199H112ZM117 200V199H116ZM119 200V199H118ZM117 200V201H118ZM178 200V199H177ZM141 201V200H140ZM152 201V200H151ZM94 203L93 205V209H98L99 205H95L96 202H94L93 200L91 201ZM106 202V201H105ZM115 202V201H114ZM161 202V203H162ZM172 202V203H171ZM178 202V201H176ZM181 202V201H180ZM179 202V203H180ZM79 202H76V204ZM85 203V202H84ZM102 203V202H101ZM154 203V202H153ZM160 203V202H159ZM161 203L159 206H161ZM179 203L177 205H179ZM31 204V203H30ZM75 204V206H76ZM90 204V203H89ZM107 204H109V202H107ZM106 203L104 204L105 206L107 205ZM115 204V203H113ZM117 204V202H116ZM152 204V202H151ZM150 204V205H151ZM176 204V203H174ZM27 205V204H26ZM111 205V204H110ZM116 205V206H118ZM148 205V204H146ZM189 205V204H188ZM103 206V205H100ZM109 206V205H108ZM152 206V205H151ZM185 206V204H184ZM73 207V206H71ZM78 207V206H77ZM80 207V206H79ZM89 207V206H88ZM87 207V208H88ZM92 206H90L91 208ZM115 207V206H114ZM113 207V208H114ZM147 207V206H146ZM149 207V206H148ZM154 207V206H153ZM162 207V206H161ZM22 208V207H21ZM89 208V209H90ZM104 208V207H103ZM111 208V207H110ZM156 208V207H155ZM159 208V207H158ZM157 208V209H158ZM181 208V206L179 207ZM102 209V208H101ZM108 209V208H107ZM85 210V209H84ZM99 210V209H98ZM105 210V209H104ZM103 210V211H104ZM109 210V209H108ZM159 210V209H158ZM182 210V211H181ZM76 211V210H75ZM112 211V212H111ZM147 211V209H146ZM145 211V212H146ZM22 212V211H21ZM20 212V213H21ZM71 212V210H70ZM78 212V211H77ZM86 212V211H85ZM92 212V211H91ZM93 212H97L93 210ZM140 212H144V211H140ZM148 212V211H147ZM186 212V210H185ZM190 212V210H189ZM16 213V212H15ZM68 213V212H67ZM72 213V212H71ZM81 213V212H80ZM93 213V214H94ZM102 213V212H101ZM139 213V212H137ZM136 213V215H137ZM195 213V212H194ZM87 214V213H86ZM91 214V213H90ZM92 214V215H93ZM104 214V213H102ZM188 214V213H187ZM191 214V213H190ZM76 219L79 218L78 214L74 213ZM72 215V216H74ZM82 215V213H81ZM80 215V217H81ZM91 215V217H92ZM96 217L98 216L97 214H95ZM135 215V216H136ZM148 215V214H147ZM195 215V214H194ZM21 216V215H20ZM90 216V215H89ZM105 216H107L105 214ZM138 217V216H136ZM135 217V218H136ZM146 217V216H144ZM82 218L83 217L82 215ZM94 218V216H93ZM100 218V217H98ZM100 218V219H102ZM19 219V218H18ZM17 220V219H16ZM90 220V219H89ZM137 220V219H136ZM151 220V221H152ZM194 220V219H193ZM13 221V220H12ZM147 221V220H146ZM150 221V222H151ZM189 221V220H188ZM70 222V221H69ZM89 222V221H88ZM117 222V223H116ZM193 222V221H191ZM19 223V222H18ZM76 226H77V222ZM74 223V225H75ZM113 223V224H112ZM152 223V222H151ZM194 223V222H193ZM66 224V223H65ZM84 224V223H83ZM150 224V223H149ZM190 224V222H189ZM21 225V224H20ZM82 225V224H81ZM148 225V224H147ZM196 225V224H195ZM194 225V227H195ZM22 226V225H21ZM24 226V225H23ZM68 226V225H67ZM71 226V225H70ZM83 226V225H82ZM85 226V225H84ZM189 226V225H188ZM198 226V225H197ZM1 227V226H0ZM20 227V226H19ZM25 227V226H24ZM80 227V226H78ZM91 227V226H89ZM88 227V228H89ZM68 228H71L68 226ZM73 228V227H72ZM77 228V227H75ZM85 227H83L84 229ZM138 228V227H137ZM188 227H186L187 229ZM197 228V227H196ZM201 228V227H200ZM15 229V228H14ZM17 229V228H16ZM93 229V228H92ZM93 229V231H94ZM74 230V229H72ZM77 229H75L76 231ZM134 231V230H133ZM149 231V230H148ZM150 232V231H149ZM17 234V231L15 232ZM39 233V230H38ZM93 233V232H92ZM77 234V233H76ZM86 234V233H85ZM59 235V234H57ZM75 235V234H74ZM89 235V233H88ZM142 235V234H141ZM154 235V234H153ZM152 235V236H153ZM16 236V235H15ZM20 236V235H19ZM18 235L16 236V238L11 241L8 242L4 245L0 244V256L4 258V256L7 255H15L17 253L22 252V250H25L27 248V245H29L27 242V236L26 238H22L19 237ZM77 237V235H75ZM87 236V234H86ZM140 236V235H139ZM149 236V237H152ZM202 236H199L202 238ZM61 237V235H60ZM63 237V238H64ZM91 237V236H90ZM159 237V236H158ZM53 238V237H52ZM59 238V237H58ZM88 238V237H87ZM157 238V237H156ZM204 238V239H205ZM36 239H38L36 237ZM56 239V238H55ZM85 239V237H84ZM90 239V238H89ZM149 239V238H148ZM147 239V240H148ZM152 239V238H151ZM198 239V238H197ZM200 239V238H199ZM30 240V239H29ZM34 240V239H33ZM43 240V239H42ZM47 240V239H46ZM143 240V239H142ZM191 240V239H190ZM202 240V239H201ZM41 241V240H40ZM55 241V240H54ZM2 242V241H0ZM35 242V240H34ZM43 242V241H42ZM48 242V241H47ZM85 242V241H84ZM93 242V241H92ZM136 242V241H135ZM134 242V243H135ZM156 242V241H155ZM192 242V241H191ZM39 243V242H38ZM87 243V242H86ZM41 244V242L39 243ZM38 244V245H39ZM158 244V243H157ZM187 244V243H186ZM31 245V244H30ZM47 245V244H45ZM75 245V244H74ZM88 245V243H87ZM86 245V247H87ZM162 245V244H161ZM76 246V245H75ZM135 246V245H134ZM156 246V245H155ZM34 247V246H33ZM31 247V248H33ZM45 247V246H43ZM42 247V248H43ZM48 247V246H47ZM53 247V246H52ZM78 247V246H77ZM85 247V248H86ZM149 247V246H148ZM30 246L28 249H31ZM73 248V247H72ZM71 248V249H72ZM82 248V247H81ZM88 248V247H87ZM90 248V247H89ZM135 248V247H134ZM153 248V247H152ZM151 248V250H152ZM155 248V247H154ZM162 248V247H161ZM37 249V248H36ZM41 249V248H40ZM47 249V248H46ZM51 249V248H49ZM83 249V248H82ZM137 249V248H135ZM167 249V248H166ZM27 250V249H26ZM38 250V249H37ZM43 250V249H41ZM45 250V249H44ZM65 250V251H64ZM69 250V249H68ZM74 250V249H73ZM148 250V249H147ZM164 250V249H163ZM28 251V250H27ZM70 251V250H69ZM77 251V250H76ZM138 251H141L138 249ZM137 251V252H138ZM157 251V249H156ZM26 252V251H23ZM29 252V251H28ZM42 252V251H40ZM38 252V254L40 253ZM45 252V251H44ZM78 252V251H77ZM148 252V251H147ZM27 253V252H26ZM30 253V252H29ZM34 253V252H33ZM48 253V252H46ZM51 253V252H49ZM48 253V254H49ZM111 253V255H112ZM139 253V252H138ZM150 252H148L149 254ZM168 253V252H167ZM42 254V253H41ZM76 254V253H73ZM78 254V253H77ZM152 254V253H151ZM154 254V253H153ZM164 254V253H163ZM200 254V253H199ZM210 254V253H209ZM25 255V253H24ZM23 255V257H24ZM27 255V254H26ZM31 254H29L30 256ZM33 255V254H32ZM35 255V253H34ZM50 255V254H49ZM60 255V254H59ZM123 255V257H124ZM155 255V254H154ZM160 255V254H159ZM204 255V254H203ZM22 256V255H21ZM44 256V253H43ZM46 256V255H45ZM51 256V255H50ZM53 256H55L53 254ZM64 256V255H63ZM97 256V261L94 260V258ZM206 256V255H205ZM0 257V258H1ZM15 257V256H13ZM20 257V256H19ZM26 257V256H25ZM38 257V255H37ZM56 257V256H55ZM61 257V256H60ZM65 257V256H64ZM63 257V258H64ZM67 257V255H66ZM76 257V256H75ZM163 257V256H162ZM165 257V256H164ZM12 258V257H11ZM16 258V257H15ZM42 258V257H41ZM44 258V257H43ZM48 258V257H47ZM62 258V259H63ZM111 258V257H109ZM114 258V257H113ZM169 258V257H168ZM171 258V257H170ZM18 259V258H17ZM58 259V257H57ZM61 259V258H60ZM61 259V260H62ZM74 259V258H73ZM76 259V258H75ZM2 260V259H1ZM31 260V258H30ZM70 260V258H69ZM46 261V260H45ZM48 261V260H47ZM59 261V260H58ZM63 261V260H62ZM65 261V260H64ZM63 261V262H64ZM75 261V260H74ZM112 261V260H111ZM119 260H117L118 262ZM124 261V260H123ZM36 262V261H35ZM44 262V261H42ZM41 262V263H42ZM49 262V261H48ZM51 262V261H50ZM60 262V263H63ZM72 261H69V263ZM45 263V262H44ZM47 263V262H46ZM66 263V262H65ZM113 263V262H112ZM111 263V264H112ZM121 263V262H120ZM3 264V263H1ZM14 264V262H13ZM68 264V262H67ZM171 264H203V259L195 254V252L193 250H189L187 251L182 258L177 259L176 261H173V263ZM209 264V263H208Z\"/></svg>",
	"mask_w": 264,
	"mask_h": 264
}]
</instances>
